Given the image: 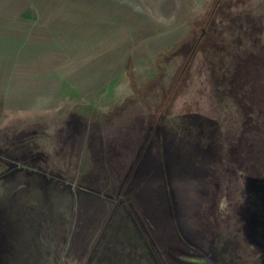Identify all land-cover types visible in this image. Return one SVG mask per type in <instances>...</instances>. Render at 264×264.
Returning a JSON list of instances; mask_svg holds the SVG:
<instances>
[{
  "label": "rangeland",
  "instance_id": "obj_1",
  "mask_svg": "<svg viewBox=\"0 0 264 264\" xmlns=\"http://www.w3.org/2000/svg\"><path fill=\"white\" fill-rule=\"evenodd\" d=\"M0 27L33 42L0 264H264V0H0Z\"/></svg>",
  "mask_w": 264,
  "mask_h": 264
},
{
  "label": "crops",
  "instance_id": "obj_2",
  "mask_svg": "<svg viewBox=\"0 0 264 264\" xmlns=\"http://www.w3.org/2000/svg\"><path fill=\"white\" fill-rule=\"evenodd\" d=\"M31 45H33L32 41L27 42L24 38L18 39L17 36L13 37L5 27H0V107L2 102V93H4L3 95L5 99L13 96V94H27V85H25L24 82L19 83L21 88L19 87L20 90L17 93L16 75H13L12 71H16L18 67L23 68L25 67L24 65H28L25 60V54L27 52L26 48ZM36 47L37 46L34 48ZM37 52H39V50H37ZM28 86L30 87V85ZM36 87H39V84L36 85ZM33 94L34 93H31L30 96H33ZM35 96H37V93H35ZM49 97L54 98L55 95L52 94ZM35 101L37 102L38 99L36 98Z\"/></svg>",
  "mask_w": 264,
  "mask_h": 264
},
{
  "label": "trees",
  "instance_id": "obj_3",
  "mask_svg": "<svg viewBox=\"0 0 264 264\" xmlns=\"http://www.w3.org/2000/svg\"><path fill=\"white\" fill-rule=\"evenodd\" d=\"M247 55L244 57V56H241L240 58V65H245V61H244V58H246ZM242 71H239V69L237 70V73L240 72V74L242 75V72L244 73V71L247 70V67H245L244 69H241ZM244 70V71H243ZM247 72V71H246ZM261 94H259L257 92V99H261L262 97H260ZM5 158H3L2 155H0V160H3ZM6 161L9 162V167H8V172H11V171H14V170H17V169H22L24 168L23 165H20L19 162H16V161H12V160H9V159H5Z\"/></svg>",
  "mask_w": 264,
  "mask_h": 264
}]
</instances>
